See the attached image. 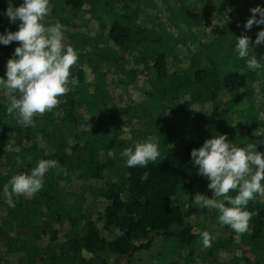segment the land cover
<instances>
[{"label": "trees", "instance_id": "obj_1", "mask_svg": "<svg viewBox=\"0 0 264 264\" xmlns=\"http://www.w3.org/2000/svg\"><path fill=\"white\" fill-rule=\"evenodd\" d=\"M21 3L14 0V6ZM257 5L264 0H50L46 19L66 25V42L80 53L72 69L79 85L52 112L35 117L36 127L9 117L13 94H0V193L13 175L29 174L42 159L57 160L64 171L50 170L35 196L14 197L15 208L0 195V264H119L123 258L130 264L136 253L162 240L192 253L202 244L189 219L211 210L193 204L204 177L197 175L190 153L212 135L195 138L194 129L168 120L155 103L164 100L161 94L182 92L189 105L211 104L210 119L203 121L211 123L218 114L228 123L220 133L237 147L264 139L254 135L256 118H248L244 135L232 125V113L248 93L264 111V71L249 70L234 53L235 37L254 41L264 29H244ZM7 7L0 0V34L18 30L19 21L11 24L3 15ZM219 15L224 17L218 22ZM17 46L0 45V77ZM253 54L264 55V45H253ZM178 68L189 73L180 78ZM152 73L170 86L147 92L146 104L136 103L129 85ZM126 125L131 136L159 139L161 155L147 168L125 166L120 153L134 146L124 137ZM257 150L264 152V144ZM145 172L148 180L141 182ZM247 208L254 215L250 233L241 234L244 258L232 264H264V204L250 202ZM234 243L230 238L214 248L213 242L204 254L212 264H227L218 251Z\"/></svg>", "mask_w": 264, "mask_h": 264}, {"label": "clouds", "instance_id": "obj_2", "mask_svg": "<svg viewBox=\"0 0 264 264\" xmlns=\"http://www.w3.org/2000/svg\"><path fill=\"white\" fill-rule=\"evenodd\" d=\"M7 4L3 15L11 24L19 21L18 30L0 34V45L19 42V46L6 63L5 75L0 77V94H13L6 109L9 117L22 125L36 127L35 117L52 112L61 103V97L79 85L72 69L78 64L80 53L66 42L67 26L59 20L51 23L46 19L50 0H22L18 7L14 6V0H7ZM250 12L245 30H251L253 25H264V6L257 5ZM253 45H264V29L257 33L254 41L247 35L235 37L234 53L246 62L249 70L264 71V55L257 58ZM258 143L264 144V139ZM258 143L237 147L226 134H219L190 153L191 164L198 166L197 175L209 181L207 187L212 192L211 198L197 193L193 204L214 210L219 224L237 235L250 233L254 213L247 206L258 196H264V152L257 150ZM120 155L128 168H147L161 155L159 139L148 136L125 148ZM50 170H55L57 175L64 171L57 160L42 159L29 174L13 175L0 193L7 206L16 207L14 197H33L40 192ZM147 180L145 172L141 182ZM201 243L203 248L211 247L212 237L208 231L201 233Z\"/></svg>", "mask_w": 264, "mask_h": 264}, {"label": "rangeland", "instance_id": "obj_3", "mask_svg": "<svg viewBox=\"0 0 264 264\" xmlns=\"http://www.w3.org/2000/svg\"><path fill=\"white\" fill-rule=\"evenodd\" d=\"M221 0H216V2H220ZM223 15H219V18H216L218 22L221 20L220 18H223ZM217 30V29H216ZM211 31V29H210ZM214 31V30H213ZM212 31V32H213ZM233 61V60H231ZM222 63V62H221ZM174 67V66H173ZM178 74V77L182 78V74L189 73L186 69H180ZM181 73V74H180ZM175 74L173 72H170V75ZM156 77V78H155ZM173 78V77H172ZM149 79V80H148ZM90 80V78H89ZM153 81L155 82V85L153 84ZM264 82L261 83L263 85ZM165 85L170 86L169 83H161L157 81L156 73L148 74L147 78L146 76L141 75L139 78L135 80L134 84H130L128 88H130V96L136 103L140 104H146V93L147 92H160ZM260 85V84H259ZM253 86L256 87V84H250L249 87L253 88ZM258 87V85H257ZM264 87V86H263ZM258 90V89H257ZM259 94V92H258ZM126 96V92L122 91L120 96ZM164 98V100H158L155 103V106L162 107L164 109V112L168 113V120L172 121L175 124H180L182 128L187 127L188 131H191V129H194V131L197 132L196 135H194L195 138H198L202 135L203 132H208L212 136H214L213 132H215V135H219L220 129H223L224 127H228V123L225 122V120H221L219 115L217 114L214 119H212L210 122L207 123L203 120H209L207 114L211 113L213 110V107L211 104H202L198 105V103H194L193 105H189L190 97L186 96L184 93H176V92H170L167 95L161 94ZM248 93L246 97L243 99V101L240 102V105L237 109V113H232V125L237 128L239 135H244L246 132H244L243 126L246 125L247 122H250L248 118H256L257 122H259L257 133L258 136L264 137V111L260 110L258 106V102L254 100L253 95ZM119 96V97H120ZM175 98V99H174ZM122 102V98L118 99V103ZM187 110L189 111L188 114L184 113ZM225 109V107H224ZM253 109V110H251ZM253 113H258L259 116H255ZM255 111V112H254ZM174 113V115H173ZM184 116V117H183ZM217 119V123L215 125V129L213 127L214 121ZM207 123L208 125L204 124ZM201 127V130L198 131L196 129L197 126ZM138 126V125H137ZM203 128H205L203 130ZM212 129V130H211ZM137 130H143L141 125L137 127ZM124 137L129 138L133 144L137 142L144 141V138L140 135L131 136V128L127 125L124 126ZM221 134V133H220ZM200 135V136H199ZM209 183V181L204 178V180L198 184L196 188V194L201 193L207 195L209 198H211L212 193L210 194L208 191L211 192V190L208 189L207 186L204 185V183ZM81 183H78L75 187L76 190L80 189ZM72 191V190H71ZM255 204H264V196H258L254 201H250ZM249 202V203H250ZM189 222L196 227V233L199 235L201 239V233L204 231H208L211 234L212 237V243L214 242V248L218 245L219 242L223 241H229V239L235 240L234 245L230 248V250H224L220 249L218 251V258L220 261L232 264L235 259H243V250H242V236L232 233V230H227L225 226H221L218 222L217 213L214 210H211L210 213L202 214L201 217H193L192 219H189ZM161 240H158V244ZM193 253L191 252V249H179L176 247L175 243L170 240H162L159 245H154L150 250H142L135 255V260L132 261L130 264H212V260L209 259L210 257H207L204 253H207L208 248H203L202 244H199L195 247H193ZM117 260L116 257L112 256L110 261L115 262ZM19 260H15L14 264H18ZM129 264V262L127 263Z\"/></svg>", "mask_w": 264, "mask_h": 264}, {"label": "water", "instance_id": "obj_4", "mask_svg": "<svg viewBox=\"0 0 264 264\" xmlns=\"http://www.w3.org/2000/svg\"><path fill=\"white\" fill-rule=\"evenodd\" d=\"M129 261V258H127V259H121L120 261H119V264H124V263H127Z\"/></svg>", "mask_w": 264, "mask_h": 264}]
</instances>
